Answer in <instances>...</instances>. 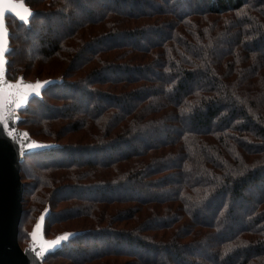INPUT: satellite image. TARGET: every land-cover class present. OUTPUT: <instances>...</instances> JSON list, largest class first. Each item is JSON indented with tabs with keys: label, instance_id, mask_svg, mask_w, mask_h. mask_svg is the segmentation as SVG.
<instances>
[{
	"label": "trees",
	"instance_id": "obj_1",
	"mask_svg": "<svg viewBox=\"0 0 264 264\" xmlns=\"http://www.w3.org/2000/svg\"><path fill=\"white\" fill-rule=\"evenodd\" d=\"M7 79L52 145L20 162L44 264H264V0H23Z\"/></svg>",
	"mask_w": 264,
	"mask_h": 264
},
{
	"label": "water",
	"instance_id": "obj_2",
	"mask_svg": "<svg viewBox=\"0 0 264 264\" xmlns=\"http://www.w3.org/2000/svg\"><path fill=\"white\" fill-rule=\"evenodd\" d=\"M5 8L7 9V5H5ZM8 16L16 17L14 13L7 10L5 11L3 17L4 25L6 27V34L3 37V43L5 46L4 58L6 60V64L4 67L6 79L9 64L8 55L11 51L9 30L6 25V18ZM52 85L53 82L47 84L43 89H41V95L30 96L27 105L17 109L16 112L22 110L23 108H26L29 102L34 98H41L42 93ZM17 115L19 116L18 120H9V130H15L18 133H24L26 131L18 128V123L21 121V117L18 113ZM31 141L36 140L31 138L29 133L27 137L21 135L14 141L12 137L8 135V131H6L3 126H0V264H44V261L50 254L58 251L65 242L75 236L73 235L69 237V239L61 241L59 245L54 246L48 251L41 250L39 239L36 241L35 249L33 248L32 234L30 245L25 253L19 246L18 234L19 224L23 212L22 205L24 194V184L20 175V162L27 154L45 151L52 147V145L44 144L39 141L36 142L45 146L32 148L24 147L25 144H29L31 143ZM45 217L46 214L43 215L42 221L40 219L38 220L36 225L38 223L42 225L41 231L44 239L53 240L47 239L44 234ZM36 225L33 228V232L36 230ZM37 253L41 254L38 255Z\"/></svg>",
	"mask_w": 264,
	"mask_h": 264
},
{
	"label": "snow or ice",
	"instance_id": "obj_3",
	"mask_svg": "<svg viewBox=\"0 0 264 264\" xmlns=\"http://www.w3.org/2000/svg\"><path fill=\"white\" fill-rule=\"evenodd\" d=\"M7 5V9L5 8ZM10 11L15 14L21 21L27 23L28 17L32 15L31 9L28 8L23 0H0V126L8 131V135L15 141L19 136H28V133H18L15 130H9V120H18L16 110L27 105L30 96L41 95V89L52 81H40L25 82L23 78H20L16 83L9 82L5 78V64L4 58L5 46L3 43V37L6 34V27L4 25L3 17L5 11ZM45 145L38 144L36 141H31L29 144H25L24 147H44ZM40 220H43L41 216ZM42 225L38 223L36 230L32 233L33 248L35 249L36 241L39 239L40 247L42 251H48L54 246L60 244L61 241L69 239V237L75 235L74 233H64L57 236L53 240H46L42 236ZM40 255L41 253H37Z\"/></svg>",
	"mask_w": 264,
	"mask_h": 264
},
{
	"label": "rangeland",
	"instance_id": "obj_4",
	"mask_svg": "<svg viewBox=\"0 0 264 264\" xmlns=\"http://www.w3.org/2000/svg\"><path fill=\"white\" fill-rule=\"evenodd\" d=\"M7 25V24H6ZM8 28V27H7ZM9 29V28H8ZM36 225V221L31 223V226L27 227L28 230H30V234L33 232V228ZM19 246L22 249V251L25 253L27 248L30 245V240L26 239L25 236H23V233L20 234L19 236Z\"/></svg>",
	"mask_w": 264,
	"mask_h": 264
}]
</instances>
